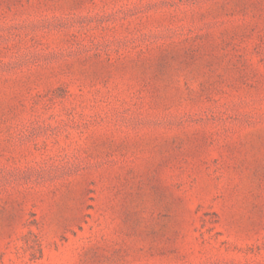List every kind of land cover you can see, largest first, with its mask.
<instances>
[{
  "label": "rangeland",
  "instance_id": "obj_1",
  "mask_svg": "<svg viewBox=\"0 0 264 264\" xmlns=\"http://www.w3.org/2000/svg\"><path fill=\"white\" fill-rule=\"evenodd\" d=\"M0 264H264V0H0Z\"/></svg>",
  "mask_w": 264,
  "mask_h": 264
}]
</instances>
